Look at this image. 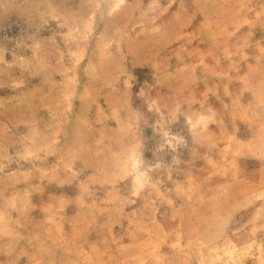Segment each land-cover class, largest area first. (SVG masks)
<instances>
[{
    "label": "rangeland",
    "instance_id": "1",
    "mask_svg": "<svg viewBox=\"0 0 264 264\" xmlns=\"http://www.w3.org/2000/svg\"><path fill=\"white\" fill-rule=\"evenodd\" d=\"M0 264H264V0H0Z\"/></svg>",
    "mask_w": 264,
    "mask_h": 264
}]
</instances>
